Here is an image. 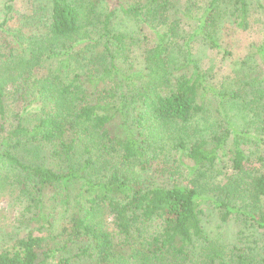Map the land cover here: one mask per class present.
I'll return each instance as SVG.
<instances>
[{"label": "trees", "instance_id": "1", "mask_svg": "<svg viewBox=\"0 0 264 264\" xmlns=\"http://www.w3.org/2000/svg\"><path fill=\"white\" fill-rule=\"evenodd\" d=\"M252 3L264 15L260 0H188L183 12L175 0H3L0 198L17 226L0 237V264H264V241L259 257L227 248L200 219L210 201L222 223L241 217L264 237V172L248 171L244 152L264 145V40L250 83L234 90L211 84L191 55L199 38L221 51L225 21L247 30ZM118 13L139 30H116ZM238 103L259 112L261 138L234 126ZM167 148L190 187L147 184Z\"/></svg>", "mask_w": 264, "mask_h": 264}, {"label": "rangeland", "instance_id": "2", "mask_svg": "<svg viewBox=\"0 0 264 264\" xmlns=\"http://www.w3.org/2000/svg\"><path fill=\"white\" fill-rule=\"evenodd\" d=\"M133 0H124L129 2ZM188 0H175L177 3V9L181 12L184 11L185 3ZM264 5V0H260ZM3 0H0V9ZM255 4H251L253 12L249 19V28L242 30L237 27L235 23L225 21L219 28V45L221 51L209 49L208 45L202 40L197 39L191 43V55L196 61L197 66L207 74L208 80L211 84L217 86V88L234 90L235 86L240 82H248L251 80V69L256 67L254 59L251 55L254 54V49L259 47L264 40V15L263 11L257 10ZM14 8L17 11L22 10L20 2L14 3ZM181 20H185L183 14L177 15ZM115 24L116 30L123 32L138 31V23L128 18L122 17L118 13ZM14 27V26H12ZM185 30L190 28L183 25ZM138 57V56H137ZM132 66H141V60L134 58ZM7 105V120L6 125L10 127L13 125L12 115L19 111L20 103L17 95L9 96L6 100ZM209 111L211 122L218 117L217 101L211 99L209 102ZM259 112L253 109L251 106L241 107L235 104L230 109V116L233 117L232 121L236 128L240 126L248 128L254 138H261L259 132L253 129V124L256 127L261 128L263 125L256 122L258 117L254 114ZM201 126L202 123L200 122ZM189 134H192L194 128L199 127L195 123L191 122L186 125ZM264 140V134L262 135ZM168 152L160 156L159 163L153 162L150 165L149 171L145 174L147 184H156L163 187H171L173 182L180 186L190 187L189 184V170L186 163H179L175 153L169 148ZM245 155L248 158V164L246 169L248 171L264 172V166L259 164L257 157L264 155V145H260L257 142H247L244 147ZM164 163V168L159 171L160 165ZM227 171V170H226ZM230 171L223 175L218 182L226 183V180L230 176ZM222 179V180H221ZM210 187L213 184L210 182ZM202 215L200 216L202 229L206 236L213 240L219 241L232 248L233 246H241L247 248L254 257H259V251L262 247L264 237L260 232L249 228L246 222L241 217L231 216L225 223L221 222L219 210L214 207L210 201H205L201 205ZM17 212L13 210L6 198H0V237H6L9 233L15 232L14 228L16 224ZM6 235V236H5Z\"/></svg>", "mask_w": 264, "mask_h": 264}]
</instances>
